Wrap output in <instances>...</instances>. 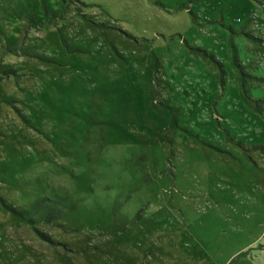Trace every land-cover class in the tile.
Listing matches in <instances>:
<instances>
[{
  "label": "rangeland",
  "instance_id": "374dc122",
  "mask_svg": "<svg viewBox=\"0 0 264 264\" xmlns=\"http://www.w3.org/2000/svg\"><path fill=\"white\" fill-rule=\"evenodd\" d=\"M0 264H264V0H0Z\"/></svg>",
  "mask_w": 264,
  "mask_h": 264
},
{
  "label": "crops",
  "instance_id": "0c3cea01",
  "mask_svg": "<svg viewBox=\"0 0 264 264\" xmlns=\"http://www.w3.org/2000/svg\"><path fill=\"white\" fill-rule=\"evenodd\" d=\"M253 51V50H252ZM249 51V52H247V56L249 57V56H254L255 57V52L253 51ZM254 60L252 59V63H253V66H255L256 68H260V67H258V66H256L255 64H254V62H253ZM255 68V69H256Z\"/></svg>",
  "mask_w": 264,
  "mask_h": 264
}]
</instances>
